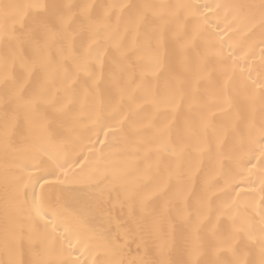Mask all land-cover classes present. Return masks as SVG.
Instances as JSON below:
<instances>
[{
    "label": "snow or ice",
    "instance_id": "obj_1",
    "mask_svg": "<svg viewBox=\"0 0 264 264\" xmlns=\"http://www.w3.org/2000/svg\"><path fill=\"white\" fill-rule=\"evenodd\" d=\"M0 112V264H264V0L0 2Z\"/></svg>",
    "mask_w": 264,
    "mask_h": 264
},
{
    "label": "bare ground",
    "instance_id": "obj_2",
    "mask_svg": "<svg viewBox=\"0 0 264 264\" xmlns=\"http://www.w3.org/2000/svg\"><path fill=\"white\" fill-rule=\"evenodd\" d=\"M0 2H10V0H0ZM11 2H17V3H27L29 0H11ZM65 3H72V4H109V3H116L119 2V0H63ZM123 2H167V3H184V2H193V3H212V2H220V3H259V0H123ZM0 117H2V112H0ZM101 138L103 139V134H101ZM93 140H95V136L92 137ZM85 152H87V149H85ZM3 171V158L2 155H0V173ZM240 169H236V171L233 173V176L240 180L242 177L239 175H236ZM251 179H256V177H251ZM246 186V185H242ZM3 221V203H2V191H0V224H2ZM78 255V254H77ZM81 260L87 259L88 264H91V258L88 257L87 254L85 256L80 257Z\"/></svg>",
    "mask_w": 264,
    "mask_h": 264
}]
</instances>
